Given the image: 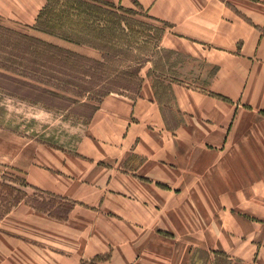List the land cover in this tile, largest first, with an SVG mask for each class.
Returning <instances> with one entry per match:
<instances>
[{
    "label": "crops",
    "instance_id": "1",
    "mask_svg": "<svg viewBox=\"0 0 264 264\" xmlns=\"http://www.w3.org/2000/svg\"><path fill=\"white\" fill-rule=\"evenodd\" d=\"M99 1L163 23L157 47L190 63L148 60L73 149L37 147L25 184L65 216L17 201L0 264H264V0ZM46 2L0 0V19Z\"/></svg>",
    "mask_w": 264,
    "mask_h": 264
},
{
    "label": "rangeland",
    "instance_id": "2",
    "mask_svg": "<svg viewBox=\"0 0 264 264\" xmlns=\"http://www.w3.org/2000/svg\"><path fill=\"white\" fill-rule=\"evenodd\" d=\"M163 25L136 5L128 9L99 0H47L31 25L0 19V219L22 199L40 207L62 203L57 197L55 204L45 203L40 193L31 197L24 165L37 147L73 149L108 87L133 95L137 88L128 81L150 59L155 66L190 63L157 47ZM31 37L87 51L103 64L95 70L64 55L59 63L47 62L42 46L27 44Z\"/></svg>",
    "mask_w": 264,
    "mask_h": 264
},
{
    "label": "trees",
    "instance_id": "3",
    "mask_svg": "<svg viewBox=\"0 0 264 264\" xmlns=\"http://www.w3.org/2000/svg\"><path fill=\"white\" fill-rule=\"evenodd\" d=\"M29 40V43H33V44H38L39 46H42L43 47V51L47 52L49 55H47L46 57V61L47 62H57L59 63L60 60L58 58H60L62 55H64L65 57H67V60H84L85 62H89L90 63V68H94L95 70H98V66H102L103 62L98 59V58H94V57H90V56H87V55H84V54H81V53H77L75 51H72L70 49H67V48H64V47H60L59 45H54L52 43H49V42H43V40H40L38 38H35V37H31V38H27ZM57 56V58H56ZM73 65L78 68V63L75 62L73 63ZM140 67H141V64H139L138 66H136V68L134 69V73H133V77L132 79L133 80H129L128 81V84H135L137 90L135 91L134 94H137L139 92V88H140V85H141V77H140ZM136 82H135V80ZM125 88V87H123ZM41 91L42 92H46L47 89L46 88H41ZM111 92H116V93H122L118 90H116L115 88L113 87H108L105 92H103V94L101 95L102 97L105 96L106 94L108 93H111ZM52 94L55 93V92H51ZM133 94V95H134ZM55 95V94H54ZM101 97V98H102ZM96 108V106L92 109V111ZM91 111V113H92ZM90 113V115H91ZM90 117V116H89ZM37 207H40L39 205H36ZM50 207H54L55 211L54 212H50L52 213L53 215H55L57 218H62L64 217L65 215L62 213V209L65 208L64 207V204L62 203H58L57 206H50L48 205V209ZM61 209V210H59ZM56 211H59L61 212L60 213H57Z\"/></svg>",
    "mask_w": 264,
    "mask_h": 264
}]
</instances>
